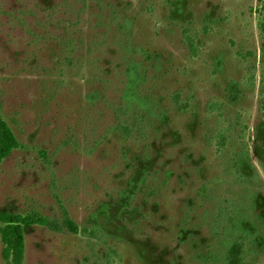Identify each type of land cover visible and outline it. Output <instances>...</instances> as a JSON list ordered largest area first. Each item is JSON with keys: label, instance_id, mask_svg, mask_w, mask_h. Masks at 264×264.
Masks as SVG:
<instances>
[{"label": "rangeland", "instance_id": "obj_1", "mask_svg": "<svg viewBox=\"0 0 264 264\" xmlns=\"http://www.w3.org/2000/svg\"><path fill=\"white\" fill-rule=\"evenodd\" d=\"M263 91L264 0H0L23 264H264Z\"/></svg>", "mask_w": 264, "mask_h": 264}, {"label": "trees", "instance_id": "obj_2", "mask_svg": "<svg viewBox=\"0 0 264 264\" xmlns=\"http://www.w3.org/2000/svg\"><path fill=\"white\" fill-rule=\"evenodd\" d=\"M136 78L137 76L133 73V77L131 78L132 83H130L126 89V98L129 101V106L130 99L136 100V94L134 92V82ZM262 113L264 116V98L262 101ZM18 147L19 143L12 130L0 119V164ZM67 222L69 223V221ZM0 223L3 225V228L0 230L2 243L4 245L3 255L8 264H23L25 255V229L27 227L35 225H41L51 229L55 227L54 222H50L43 217L35 215H14L4 212H0ZM241 247L242 246L239 244H233L228 252V258L233 254L235 255V262L233 264H241ZM235 252H238V254Z\"/></svg>", "mask_w": 264, "mask_h": 264}, {"label": "flooded vegetation", "instance_id": "obj_3", "mask_svg": "<svg viewBox=\"0 0 264 264\" xmlns=\"http://www.w3.org/2000/svg\"><path fill=\"white\" fill-rule=\"evenodd\" d=\"M264 117V116H263Z\"/></svg>", "mask_w": 264, "mask_h": 264}]
</instances>
